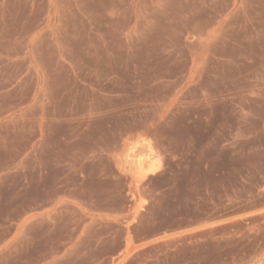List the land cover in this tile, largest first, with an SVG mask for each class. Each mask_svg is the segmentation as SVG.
<instances>
[{
  "label": "rangeland",
  "instance_id": "374dc122",
  "mask_svg": "<svg viewBox=\"0 0 264 264\" xmlns=\"http://www.w3.org/2000/svg\"><path fill=\"white\" fill-rule=\"evenodd\" d=\"M9 6L0 45L55 36L75 73L50 84L95 117L27 139L0 102V264H264V0Z\"/></svg>",
  "mask_w": 264,
  "mask_h": 264
},
{
  "label": "crops",
  "instance_id": "0c3cea01",
  "mask_svg": "<svg viewBox=\"0 0 264 264\" xmlns=\"http://www.w3.org/2000/svg\"><path fill=\"white\" fill-rule=\"evenodd\" d=\"M10 0H3L1 8L8 12L14 11L15 6H9ZM11 10V11H10ZM10 22L3 21L2 28L9 26ZM41 41H46L49 47L43 53L39 54L37 45ZM8 40L0 37V44L7 43ZM12 42V41H10ZM28 43L27 51L18 52L16 44ZM57 43L55 36L50 35H29L28 37L18 36L14 38L13 52H7L2 46L0 48V74L3 69L10 68V72L17 76L11 85L0 93V102H6L9 122L18 119L23 122L25 127V138L31 139L32 134L28 132L37 130L38 137H45V134L51 132L55 124L64 125L67 131V139L73 143L80 135V124L87 123L89 128L90 117L94 119L95 109H90V101H84L83 109L80 110V91L79 85L71 83L67 86L50 84V80L57 78L61 74L73 75L75 72L71 67H65L55 50L54 44ZM24 78V79H23ZM23 79V82L21 80ZM37 79L40 82H37ZM168 123H171L170 115L167 116ZM86 126L83 127L85 133ZM155 154L161 156L162 163H165V153L162 149L154 147ZM129 148L120 152V163L123 166H129L127 154ZM74 151H71V155ZM75 153H79L77 150ZM30 155L35 154L32 149ZM27 154V155H29ZM138 154L149 155L147 147L139 149ZM72 166V164H71ZM127 168V167H126ZM151 169V168H150ZM149 169V170H150Z\"/></svg>",
  "mask_w": 264,
  "mask_h": 264
}]
</instances>
